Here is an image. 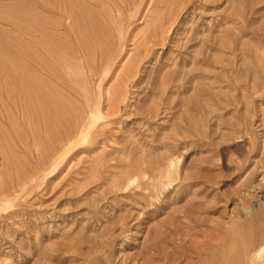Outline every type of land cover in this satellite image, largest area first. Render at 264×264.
Segmentation results:
<instances>
[{"label": "rangeland", "instance_id": "obj_1", "mask_svg": "<svg viewBox=\"0 0 264 264\" xmlns=\"http://www.w3.org/2000/svg\"><path fill=\"white\" fill-rule=\"evenodd\" d=\"M263 144L264 0H0V264H252Z\"/></svg>", "mask_w": 264, "mask_h": 264}, {"label": "bare ground", "instance_id": "obj_2", "mask_svg": "<svg viewBox=\"0 0 264 264\" xmlns=\"http://www.w3.org/2000/svg\"><path fill=\"white\" fill-rule=\"evenodd\" d=\"M251 153H250V151L248 152V154H251ZM172 154H173V152H172ZM262 155H264V144H263ZM182 156L183 155H181L180 153H175V154L171 155L170 158H168V168H167L166 179L169 180V182L168 183L167 182L161 183V185L164 188L165 187L167 188L169 186L170 187L173 186V184H175V182H177V183L181 182L180 184L178 183L176 185V187L184 185V183H182L183 181H181L178 178L179 174H180V169H181L180 163L182 160L181 159ZM235 164H236L235 172L237 174L236 179H237V182L239 183L238 188L235 189V191L233 193L235 198H231L230 196H225L224 199L221 200V203L223 205L227 206L229 203L234 204V202H236L234 205L239 207L240 210L247 211V212H249V214H251L250 213L251 205L249 204V200L252 197L251 196V194L253 192L252 190L257 188L255 181H254L255 171L251 170L248 172L247 162L242 160L241 158H238ZM245 174H247V175L244 178ZM125 179H126V177H125ZM129 180H130V178H129ZM207 183H209L208 184L209 187L204 186L205 188H204L203 192L205 194H207V192L209 190H212V189L214 190L215 187L219 184V183H216L213 181H210V182L207 181ZM197 185L203 186L202 183L201 184L198 183ZM190 186H192L191 183H190V185L185 184V187H190ZM167 189H169V188H167ZM175 193H176V191H175ZM175 202H177V201H175ZM219 204H220V202H219ZM214 206H216V205H214ZM202 215H206V213H203ZM240 215L242 216L241 213H240ZM224 228L228 229L229 225L225 226ZM239 230H240V233H237L235 235V237H233L231 240V249H232L233 253L235 252V254H236V256H235L236 258L235 257L234 258L237 259V261L239 260L240 262L249 261L252 264H264V258H263V254H264V209L252 214L250 217H247V219L244 220L243 222H240L239 223ZM231 249H230V251H231Z\"/></svg>", "mask_w": 264, "mask_h": 264}]
</instances>
